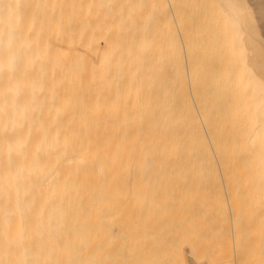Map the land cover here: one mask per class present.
Returning <instances> with one entry per match:
<instances>
[{
	"label": "bare ground",
	"instance_id": "obj_1",
	"mask_svg": "<svg viewBox=\"0 0 264 264\" xmlns=\"http://www.w3.org/2000/svg\"><path fill=\"white\" fill-rule=\"evenodd\" d=\"M215 1L237 84L203 0H0V264L264 248V0Z\"/></svg>",
	"mask_w": 264,
	"mask_h": 264
},
{
	"label": "rangeland",
	"instance_id": "obj_2",
	"mask_svg": "<svg viewBox=\"0 0 264 264\" xmlns=\"http://www.w3.org/2000/svg\"><path fill=\"white\" fill-rule=\"evenodd\" d=\"M202 6L205 7V11L209 16L210 22L212 21L213 27H215L214 31L218 33L219 39L222 36L223 42L222 47L224 46L225 50V62L229 65L228 70L230 73V80L231 83L237 84L239 82V77L241 75V71L244 67L242 65L243 58L240 57L241 55H238V49L236 47V52L234 51L235 44L232 43L233 39L230 36V34L227 33V29H223L220 21V15L218 14V6L215 0H203ZM259 18L260 22H263L264 24V11L261 12ZM262 24V23H261ZM262 29V39L264 41V25L261 26ZM261 31V30H260ZM222 32V35H221ZM230 36V37H229ZM228 37V38H226ZM218 39V40H219ZM230 39V40H228ZM221 43V40L218 41ZM234 42V41H233ZM219 43V45H220ZM226 45V46H225ZM230 45V46H229ZM232 47V48H230ZM230 49V50H229ZM232 49V51H231ZM236 53V54H235ZM238 55V56H237ZM233 57V58H232ZM239 58V59H237ZM241 58V59H240ZM240 60V61H239ZM242 60V61H241ZM232 62V63H231ZM239 62V66L238 63ZM234 63V64H233ZM242 65V66H241ZM238 68V69H237ZM233 69V70H232ZM236 69V70H235ZM240 69V70H239ZM235 71V73H234ZM239 71V72H236ZM234 73V74H233ZM238 73V74H236ZM233 77V78H231ZM238 79V80H237ZM234 80V81H233ZM236 81V82H235ZM257 176V175H256ZM260 177V176H259ZM264 179V177L262 178ZM264 208V207H263ZM262 211V213H261ZM260 214V215H259ZM259 215V216H258ZM263 216L264 218V209L260 210L255 215V222H254V228L256 233L260 234L262 236V240L264 242V222L262 223V219L259 220V217L261 218ZM264 220V219H263ZM263 225V226H262ZM263 233V234H262ZM199 252H195L190 254L187 252H165V251H142V252H130V251H111L107 252L106 254L102 255H91V256H65L62 258H79L80 260L75 261H64V262H58L56 264H264V248L261 249H255L253 251L252 255H239V254H230L229 252H226L225 255L214 253L212 251H201L199 249ZM213 254H211V253ZM49 258H55L49 257ZM52 260L44 261L43 264H52Z\"/></svg>",
	"mask_w": 264,
	"mask_h": 264
}]
</instances>
